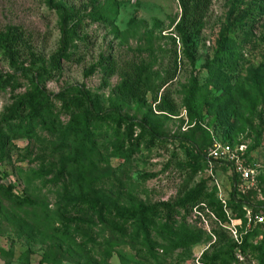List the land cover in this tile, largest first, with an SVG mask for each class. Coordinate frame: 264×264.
<instances>
[{
    "label": "rangeland",
    "instance_id": "obj_1",
    "mask_svg": "<svg viewBox=\"0 0 264 264\" xmlns=\"http://www.w3.org/2000/svg\"><path fill=\"white\" fill-rule=\"evenodd\" d=\"M98 10L106 12V21L97 19ZM180 16L178 0H100L96 9L89 0H0V33L10 25L22 27L40 57L34 64L23 55V67L50 68L64 24L67 52L80 56L63 61V72L49 78L43 72L18 70L0 46V71L15 76L14 87L0 92V264H203L204 254L225 252L231 244L217 241V218L196 209L174 225L157 217L149 238L137 228L121 234L103 224L96 225L94 234L65 229L61 204L82 187L111 205L131 207L182 198L205 181L224 200L235 183L233 172L228 166L203 163L190 181L178 163L184 156L179 139L167 148L142 145L129 160L117 157L124 129L111 121L94 123L98 137L88 143L78 137L71 115L59 109L61 102L32 124L31 136L7 135L2 116L36 85L49 94L66 90L68 97L84 87L101 110L118 104L124 114L147 117L159 133L192 141L202 152L215 143L245 145L259 166V180L244 193L250 203L247 223L234 220L229 235L237 241L236 226L249 232L250 242L264 243V0H213L191 47L193 62L175 34ZM103 59L120 66H147V105L121 97L119 72L106 79L97 67L86 75ZM164 90H170L178 105L176 113L155 109L154 98L159 103ZM190 94L197 119L186 105ZM7 185L35 204L7 197L1 188ZM178 229L202 230L205 235L183 248L177 246ZM240 262L259 264L242 258Z\"/></svg>",
    "mask_w": 264,
    "mask_h": 264
},
{
    "label": "trees",
    "instance_id": "obj_2",
    "mask_svg": "<svg viewBox=\"0 0 264 264\" xmlns=\"http://www.w3.org/2000/svg\"><path fill=\"white\" fill-rule=\"evenodd\" d=\"M178 2L181 16L174 30L181 44L183 54L188 60L193 62L194 58L191 47L199 31L205 24L213 5V0H178ZM99 4L100 0H89V5L94 9L98 8ZM95 13L100 22L108 19L105 11L98 10ZM66 18L64 15L63 19L66 20ZM78 21L79 24L82 23L81 19ZM62 32L63 36L60 41V47L52 57L49 69L40 67L37 70H33L21 65L20 59L23 55L31 59L34 64L40 60L39 55L28 44L26 32L22 27L13 25L6 27L0 33V46L3 48L4 54L9 59L10 64L18 70L33 74L43 72L49 78H54L63 72V61H73L76 55L79 54L77 52H67L65 40L67 27L65 24L62 27ZM86 37L83 36L80 39L82 44H85ZM75 59L80 60V56ZM97 67L101 68L106 79L117 72L123 76V81L117 89L122 98L139 106L147 105V66L145 64L135 65L134 63H126L120 66L112 63L110 59H103L98 66H93L91 70L87 71L86 75L94 73ZM166 83L164 82L162 86H165ZM14 85V74L0 71V92L14 87ZM164 91V95L159 103H157V96L154 98L155 109L162 113H176L178 105L172 98L170 90ZM77 93L72 97L67 96L66 90L58 94H49L45 89L36 85L32 90L21 96L8 109L7 113L2 116L1 122L5 123L7 135L13 137H17L19 134L31 136L33 133L32 124L42 118L45 112L58 108V102H61L59 109L71 115L78 137L81 135L83 140L88 143H93L98 137L97 133L93 130L94 123H107L111 121L118 129H124L125 140L115 150L117 157L129 160L134 155L140 153L142 145L148 148H167L172 140L179 139L182 141L181 145L183 146L184 156L183 159H178V163L183 165L189 173L188 178L190 181L196 178L203 163L208 164L205 152L197 150L192 141L186 140L183 143L184 139L161 134L156 130L154 123L149 118L146 117L139 120L128 116L122 112L118 104L112 105L109 109L101 110L96 105L89 91L84 87L78 90ZM153 103L151 104V111ZM186 105L191 115L197 119L191 94L186 100ZM3 145V140L0 139V146L3 147ZM247 154L248 161L256 164L249 150ZM218 164L231 168L227 163ZM233 181L236 184L239 183V178L234 172ZM235 183L228 197L224 200L218 198L216 190L210 191L206 182L201 181L191 192L185 194L182 198L172 201H159L154 204L140 203L131 207L111 205L100 196L85 191L82 187L76 196L67 197L62 202L60 209L63 225L65 229L74 227L76 230L89 234L95 233V227L98 224L106 225L121 234L129 233L132 228H137L146 238H149L148 234L151 232L157 217L162 216L167 224L174 225L178 218L185 220L196 209L200 213H212L217 218L213 231L218 242L229 240L231 243L225 252L219 251L212 255L204 254L201 260L203 264H240L241 258L244 261H257L259 264H264V243L254 244L250 242L249 232L247 231L244 234L240 230V227L236 226V233H238L237 241L230 238V226L234 220H241L243 224L247 223L246 210H248L247 205H250L246 198H244V194L238 191V184L236 185ZM1 188L7 197L16 199L20 204H35L29 198L16 196L13 193V185H7V187L1 186ZM178 232L179 235L176 237L177 246L183 248L200 242L205 235L202 230L190 231L178 229Z\"/></svg>",
    "mask_w": 264,
    "mask_h": 264
},
{
    "label": "built area",
    "instance_id": "obj_3",
    "mask_svg": "<svg viewBox=\"0 0 264 264\" xmlns=\"http://www.w3.org/2000/svg\"><path fill=\"white\" fill-rule=\"evenodd\" d=\"M246 153L245 145L234 147L228 143H215L205 151V156L209 167L213 168L218 163L229 164L239 178L237 189L244 194L257 185L259 176V166L250 163Z\"/></svg>",
    "mask_w": 264,
    "mask_h": 264
}]
</instances>
